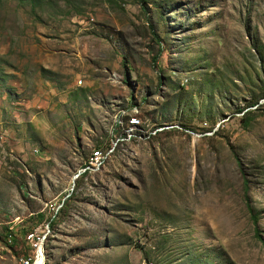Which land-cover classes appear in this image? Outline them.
I'll list each match as a JSON object with an SVG mask.
<instances>
[{"label":"rangeland","instance_id":"rangeland-1","mask_svg":"<svg viewBox=\"0 0 264 264\" xmlns=\"http://www.w3.org/2000/svg\"><path fill=\"white\" fill-rule=\"evenodd\" d=\"M40 253L264 264V0H0V264Z\"/></svg>","mask_w":264,"mask_h":264},{"label":"built area","instance_id":"built-area-1","mask_svg":"<svg viewBox=\"0 0 264 264\" xmlns=\"http://www.w3.org/2000/svg\"><path fill=\"white\" fill-rule=\"evenodd\" d=\"M116 124H118V123L116 122ZM95 159H103V156H97ZM95 159H94V163H95ZM89 168H87V169H89ZM87 169L84 172H87ZM31 238H32L33 246L35 247V253H36V245H40V243H39V235L37 233L32 234ZM36 263H37V260H36L35 264Z\"/></svg>","mask_w":264,"mask_h":264},{"label":"bare ground","instance_id":"bare-ground-1","mask_svg":"<svg viewBox=\"0 0 264 264\" xmlns=\"http://www.w3.org/2000/svg\"><path fill=\"white\" fill-rule=\"evenodd\" d=\"M37 263L36 264H44L45 262V255L43 253H40L37 257ZM35 260V262H36ZM35 262L33 264H35Z\"/></svg>","mask_w":264,"mask_h":264},{"label":"trees","instance_id":"trees-1","mask_svg":"<svg viewBox=\"0 0 264 264\" xmlns=\"http://www.w3.org/2000/svg\"><path fill=\"white\" fill-rule=\"evenodd\" d=\"M138 117H140L139 115H138ZM141 118V117H140ZM128 120H129V117H128ZM99 150H101L100 148H98ZM103 151V150H102ZM105 153V152H104ZM94 159V158H93ZM89 163H91V161L89 162ZM43 216V215H42ZM54 220V219H53ZM255 221H257V220H255ZM35 233V232H34ZM10 234H12V232H11V228H10V231H9V233H8V236H7V243H8V245H12V243H14V241H15V237L13 236V238H12V242L11 243H9L8 242V237H9V235ZM31 262H29V264H30Z\"/></svg>","mask_w":264,"mask_h":264}]
</instances>
